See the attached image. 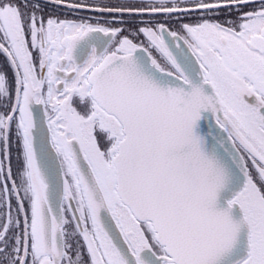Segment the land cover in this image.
Here are the masks:
<instances>
[{
  "label": "snow or ice",
  "instance_id": "1",
  "mask_svg": "<svg viewBox=\"0 0 264 264\" xmlns=\"http://www.w3.org/2000/svg\"><path fill=\"white\" fill-rule=\"evenodd\" d=\"M0 57V264H264V0H0Z\"/></svg>",
  "mask_w": 264,
  "mask_h": 264
},
{
  "label": "flooded vegetation",
  "instance_id": "2",
  "mask_svg": "<svg viewBox=\"0 0 264 264\" xmlns=\"http://www.w3.org/2000/svg\"><path fill=\"white\" fill-rule=\"evenodd\" d=\"M85 15H91V13H84ZM3 64V57H0V65ZM13 170L15 171L16 169V161H15V149H13Z\"/></svg>",
  "mask_w": 264,
  "mask_h": 264
}]
</instances>
